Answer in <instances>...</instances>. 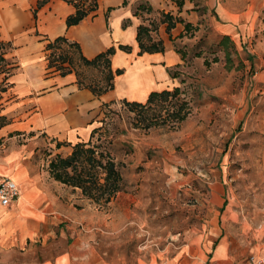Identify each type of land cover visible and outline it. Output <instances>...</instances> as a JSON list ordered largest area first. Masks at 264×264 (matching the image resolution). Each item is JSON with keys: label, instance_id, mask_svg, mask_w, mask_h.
Listing matches in <instances>:
<instances>
[{"label": "crops", "instance_id": "0c3cea01", "mask_svg": "<svg viewBox=\"0 0 264 264\" xmlns=\"http://www.w3.org/2000/svg\"><path fill=\"white\" fill-rule=\"evenodd\" d=\"M35 4L36 0H0V41L10 43L3 57L12 67L8 74H0V84L5 83V90L0 91V117L4 119L0 180L10 177L20 193L10 206L0 205V245L24 248L32 240L45 244V224L68 220L72 231L64 235L66 248L35 264H110L75 226L85 228L91 223L93 227L98 209L106 204L120 207L119 191L107 203L87 199L78 187L51 177L44 169L47 163L43 164L40 147L48 145L67 156L72 145L93 139L105 105L119 100L145 103L152 92L178 87L181 79L173 70L184 64V57L177 46L186 45L204 19H210L215 35L235 44L243 40L250 44L264 0H97L95 15L69 27L65 19L75 11L71 3L49 0L34 17ZM162 13L177 20L169 31L166 22L159 23L152 34L162 40L163 51L138 54L137 27L158 22ZM58 36L77 42L87 58L114 46L111 68L122 73L114 77L113 88L95 95L78 86L74 72L62 75L49 68L45 46ZM120 44L129 45L130 51L120 50ZM223 189L221 182H215L205 193L207 200L224 207ZM227 220L219 208L213 211L209 233L191 236L163 256L160 264H245V254L264 256L260 245L238 251L231 237L223 234ZM62 234L58 232L59 237Z\"/></svg>", "mask_w": 264, "mask_h": 264}, {"label": "rangeland", "instance_id": "374dc122", "mask_svg": "<svg viewBox=\"0 0 264 264\" xmlns=\"http://www.w3.org/2000/svg\"><path fill=\"white\" fill-rule=\"evenodd\" d=\"M259 16L250 44L222 39L204 19L194 37L177 46L184 64L173 70L181 82L171 101L140 112L123 100L104 106L87 146L118 164L121 205H104L93 227L75 229L110 264H160L191 236L208 234L218 208L228 219L223 234L238 251L264 246V11ZM10 66L0 61V74ZM182 103L187 116L172 120L165 109ZM146 115L158 124L146 128ZM39 154L44 169L58 155L48 145ZM215 182L224 186L222 208L205 195ZM54 223L45 224V244L0 245V264H35L64 250L72 228L68 220Z\"/></svg>", "mask_w": 264, "mask_h": 264}, {"label": "trees", "instance_id": "16d2710c", "mask_svg": "<svg viewBox=\"0 0 264 264\" xmlns=\"http://www.w3.org/2000/svg\"><path fill=\"white\" fill-rule=\"evenodd\" d=\"M48 1L36 0L33 9L34 17L36 16L37 9ZM64 1L71 3L75 8L74 13L68 15L65 19L67 27L78 24L88 15H95L97 0ZM145 8L147 11L151 10L150 7L145 6ZM176 21L172 15L162 13L158 22L151 21L149 25L140 24L137 27L136 33V40L140 49L138 54L163 51L164 46L162 40L155 38L152 34L157 31L159 23L166 22V30L169 31L175 25ZM187 27L188 25L186 24ZM222 39L228 40V37H223ZM3 46H5V43L0 41V49L4 50ZM118 48L126 52L130 51L129 45L120 44ZM45 49L49 51L46 54L49 68L57 70L62 75L74 72L78 86L90 89L95 95H101L112 89L114 77L122 73L121 69L113 70L111 68L110 58L115 52L114 46L106 48L92 58H87L82 54L77 42L70 41L64 36H58L50 40L46 44ZM3 54L4 51H0V61L6 62ZM11 68V66L8 67V73ZM90 69L96 71L97 75L88 76L86 70ZM4 90L5 83H1L0 91ZM176 94H178L177 87L173 90L152 92L145 103L134 101H124V103L130 107V110L138 109V112H140V110H144L151 105H161L169 101V99L171 101ZM183 109L184 105L182 103L176 108L173 107L171 110L165 109V111L172 120L180 121L188 114L187 109L186 111H183ZM147 116L143 117V121H146L144 123L146 128L158 124V121H156L157 118L148 120ZM157 116L159 115H155V117ZM3 121L4 119L0 117V125ZM89 143L90 141L72 145V150L67 156L56 155L55 158L49 161L48 171L54 180L69 186L78 187L82 195L87 199L95 203H107L121 190L122 176L118 164H116L114 159L109 154H104L102 151L97 152L94 147L87 146Z\"/></svg>", "mask_w": 264, "mask_h": 264}, {"label": "built area", "instance_id": "2783aa9c", "mask_svg": "<svg viewBox=\"0 0 264 264\" xmlns=\"http://www.w3.org/2000/svg\"><path fill=\"white\" fill-rule=\"evenodd\" d=\"M19 194L16 182L8 176H3L0 180V205L10 206L19 197ZM245 264H264V256H249Z\"/></svg>", "mask_w": 264, "mask_h": 264}]
</instances>
